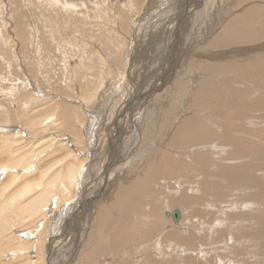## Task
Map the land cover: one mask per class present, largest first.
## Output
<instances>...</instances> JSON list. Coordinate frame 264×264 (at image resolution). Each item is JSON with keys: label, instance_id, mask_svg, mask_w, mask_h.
Here are the masks:
<instances>
[{"label": "rangeland", "instance_id": "obj_1", "mask_svg": "<svg viewBox=\"0 0 264 264\" xmlns=\"http://www.w3.org/2000/svg\"><path fill=\"white\" fill-rule=\"evenodd\" d=\"M187 4L196 9L182 23ZM263 4L0 0V264H264V205L230 206L235 193L264 201L262 110L245 111L244 99L237 113L249 125L231 135L261 145H251L260 147L257 163L227 164L201 152L215 162L208 194L197 176L172 180V167L190 157L170 146L194 114L215 125L233 119L232 111L220 115L232 97L227 83L238 74L243 84L236 85L250 82L247 72L208 76L203 69L264 66V39L218 50L212 43ZM209 80L216 87L201 106L198 93ZM225 164L239 173L237 190L221 175ZM144 182L140 200L118 206L122 190ZM216 192L223 202H204ZM129 203L137 213L128 227ZM179 210L176 222L171 213ZM104 214L109 220L98 230Z\"/></svg>", "mask_w": 264, "mask_h": 264}, {"label": "bare ground", "instance_id": "obj_2", "mask_svg": "<svg viewBox=\"0 0 264 264\" xmlns=\"http://www.w3.org/2000/svg\"><path fill=\"white\" fill-rule=\"evenodd\" d=\"M64 1H66V0H64ZM243 1H248V0H241V2H243ZM187 3H188V1H187ZM62 6H65V5H62ZM183 6H185V5H183ZM66 7L70 8L72 6H70L68 4ZM187 7L188 8L186 9V11L188 10V15L185 16V17H187V19H185L182 23H185L188 19L190 20L191 12L196 9V8H194V5L193 6L190 5V7H189L188 4H187ZM68 8H67V10H69ZM251 14L262 15L263 18H260L261 21L260 20L259 21L252 20L250 18ZM233 20H232V22H229L227 24V26H225L224 30H221L222 31V32H220L221 34L219 33V36L212 42L215 49L217 48V50H218V47H219V49L222 48V47L224 49H226V47L241 46L242 44L259 43L261 40L264 39V6L255 7V8L250 9L249 11L246 9L245 14H243L238 19H233ZM218 25H219V23H218ZM19 27H20V25H19ZM211 35H212V33H211ZM216 36H217V34H216ZM163 49H164V47H163ZM237 50H239V49H237ZM244 53H247V52L244 51ZM236 55H238V54H236ZM256 58L258 59L259 56L256 57ZM257 62H251L250 61L249 63H246L242 67H240L238 64H236L237 66H229V65H227L226 67L222 66V67H224L223 69L221 67L219 68V67H215L214 65H209V67L207 66V69L206 68L203 69V72L204 73H208V76H209V74H214V75L220 74V73H225L226 74L227 70L239 71V72H242V73H243V71H246L247 75L249 77L248 79H250V82L248 80L247 81L248 83H245L246 82L245 81L244 85H241V86L239 85L238 86V84L236 85L235 83L240 82L239 81V74H238V78L235 77L236 76L235 75L234 76L235 78L234 79L232 78L233 80H231V78L229 77V80H228L229 82L227 83V84L230 85L228 93L232 97L227 100L228 103L225 104L226 105L225 106L226 109H225V111H221L222 113H220V115L224 114L223 117L226 118L227 115H229L228 113L230 111H232L231 113L234 114V115H231L233 119L230 122L227 123V121H224L223 123H220L221 125H219V124L215 125L212 122H211V124H208L206 122V120L200 115V113L199 114H194L193 117H190V118H188L186 120L184 119V122H182V124L177 128L175 135L171 138L170 146H171L172 149H177L179 147L182 148V149H188L187 151H184V152H186V153L188 152V153L187 154L184 153L183 157H190V158H186V159L184 158L183 160H181L182 164L181 163L178 164V166H176V168L172 167V180L173 179H177L179 176L180 177H182V176H185V177L186 176L187 177L188 176H192V177L197 176V179H199V180L201 179V181H203V193L205 192V194H208V190H207L208 189V184H212V183H210V181L212 180L211 176L214 174L213 171L215 170V169H213L214 166L213 167H211V166L214 165L215 162H212L211 159H208V157L203 155V154H201V152H208L209 154L211 153V155H213L214 158H215V155L217 156V158L222 156L223 162L227 163V164H230V163L233 164V159H236V160L237 159H241L242 160L241 161L242 164L241 163L240 164L241 165H245L246 164L245 166H251L250 164L247 165V163H243V162L246 161V159H247V161L248 160L249 161H254L253 163H255L256 160L261 156L260 147H259V149L255 148V150L251 149L252 148L251 145H253V146L259 145L258 143H255L254 140L252 141V140H250L249 138H246V137L245 138L247 140L237 139V138L234 139L233 138L234 136L233 137L231 136L232 133L238 134L240 131H242V133H243L245 131V128H246V125H244L245 126L244 127L243 124L248 123L246 121H245V123H244V121H243V123H242V121H240V120H242V115L243 114L239 115L237 113V112H241V110H239L238 106L241 108L240 105H244V103L248 102L249 105H250V108L249 107H248V109L246 108L247 110L244 109L245 111L251 110L252 106H253L255 109H257L258 112L262 110L261 114L257 116L258 118L261 117V116H264V66H262V62L261 63H257ZM230 80L232 81L231 83H230ZM240 83L243 84L242 82H240ZM215 87H216L215 86V81H210V80L209 81H202V85L200 87L201 89H200V91L198 93L199 95L197 97L198 98L197 101H198V103L201 106H207L208 99H210V97L213 96L212 91H214L213 89ZM222 92H224V91H222ZM138 99H140V98H138ZM244 99H245V101H244ZM243 101H244V103H243ZM236 105H237V107H236ZM253 113H255V112H253ZM60 115H62V117L65 118L66 123L68 124V126H70L72 120L70 119L71 116L69 115V111L67 109H65V108L61 109ZM245 115H248V113L245 114ZM247 117H246V119H247ZM221 119L220 120L218 119L219 122L221 121ZM261 120H264V117H262ZM177 121H178V118H176L174 123H176ZM253 121L251 120L250 123L252 124ZM247 125H249V123ZM252 126H253V124H252ZM235 130H237V132ZM249 130H250V127H249ZM259 146H261V145H259ZM229 148H230V150H229ZM263 150H264V148H263ZM192 153H193V155H192ZM262 155H263V158H264V153H262ZM164 160H165V165H167L168 164L167 160H169V158L168 157L167 158L164 157ZM243 160H245V161H243ZM235 163H237V162H235ZM253 163H251V164H253ZM227 164L221 165V168H219L220 171H221V175L224 178H226V182L228 181L229 185L231 187H233L235 190H237L236 188H238L239 185L236 182V179L239 178L238 177L239 173L237 172V169L232 167V165H228L227 166ZM240 164H239V167H240ZM110 165H111L110 167L113 166L112 162H110ZM242 173H240V174H242ZM70 174L72 175V173H70ZM247 178H248L249 185H251L250 183L254 179L253 178L250 179L249 176H247ZM231 179H232L233 182L231 181ZM241 180H243V179H241ZM255 181H256V178H255ZM238 182H240V181H238ZM246 182H247V180H246ZM260 183H261V181H260ZM145 184H146V182H144V184L138 183L137 186L128 187V188L122 190L121 193L123 195H119V197H118L119 198V200H118L119 202L117 201L118 202V206L122 207L120 205L128 204L127 201L134 202L133 199L140 200L139 195H141L143 193L142 189L144 188ZM53 185H54V183H53ZM27 187H31V185L30 186L27 185ZM215 189H217V188H215ZM221 192H222L221 194L225 193V189H223ZM216 193H217V195L219 194L218 192H216ZM221 194H219L218 196H214L213 195L214 196L213 198L212 197H204L203 200H204L205 203L206 202H211V201L212 202H217L219 200H220V202H223L222 201L223 198H220L222 196ZM234 195H235V197L233 198V202H232V204L230 206L234 205L233 207H236V208H245V207L247 208V207H250L252 205H254V206H259V204L264 205V201L261 202L260 198H258L254 194H250V195H247V196L245 195L244 196L243 194L235 193ZM203 200H202V202H203ZM91 204H92V202H91ZM129 204H130V208H129L130 215H132V216L129 217V219L127 221V224L125 223L128 227H129V225L131 226L132 221L134 219V215L133 214L137 213V209H135V208L133 209V204L132 203H129ZM193 205H195V204H193ZM196 205H198V203ZM235 213H236L237 217L240 216L238 212H235ZM171 214H172V217H173V212ZM178 214L180 215L178 222H180V219L182 217V213L180 212V210L178 211ZM103 216L104 217L100 221L101 225L96 227V229H98V230L101 227H103L109 220L108 219L109 216H106V214H104ZM148 222L149 221H146V222H144L143 225L141 224V227L143 229L146 228V223H148ZM249 222L251 223V220H249ZM125 224H123V227H124ZM81 240H83V238ZM95 244H97V243H95ZM95 246H93V247H95ZM87 247H88V245H87ZM158 251H159V253H158L157 257L160 258L162 256L161 248H159ZM93 253H95V252H93ZM159 254H161L160 257H159ZM91 259H94V258L91 257Z\"/></svg>", "mask_w": 264, "mask_h": 264}, {"label": "water", "instance_id": "obj_3", "mask_svg": "<svg viewBox=\"0 0 264 264\" xmlns=\"http://www.w3.org/2000/svg\"><path fill=\"white\" fill-rule=\"evenodd\" d=\"M179 217H180V215L178 214V212H173V218H174V220H175L176 222L179 221Z\"/></svg>", "mask_w": 264, "mask_h": 264}, {"label": "crops", "instance_id": "obj_4", "mask_svg": "<svg viewBox=\"0 0 264 264\" xmlns=\"http://www.w3.org/2000/svg\"><path fill=\"white\" fill-rule=\"evenodd\" d=\"M157 131H158V129H157Z\"/></svg>", "mask_w": 264, "mask_h": 264}]
</instances>
